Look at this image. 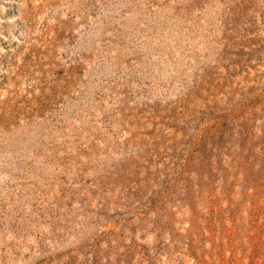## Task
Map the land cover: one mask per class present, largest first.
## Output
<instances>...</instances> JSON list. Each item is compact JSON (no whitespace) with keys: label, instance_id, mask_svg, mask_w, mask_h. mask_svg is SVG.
<instances>
[{"label":"rangeland","instance_id":"obj_1","mask_svg":"<svg viewBox=\"0 0 264 264\" xmlns=\"http://www.w3.org/2000/svg\"><path fill=\"white\" fill-rule=\"evenodd\" d=\"M0 264H264V0H0Z\"/></svg>","mask_w":264,"mask_h":264}]
</instances>
